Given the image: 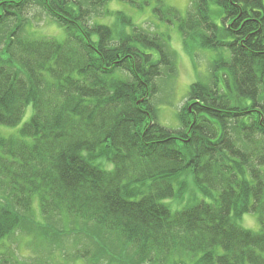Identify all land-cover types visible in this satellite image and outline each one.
Returning a JSON list of instances; mask_svg holds the SVG:
<instances>
[{
  "label": "trees",
  "instance_id": "16d2710c",
  "mask_svg": "<svg viewBox=\"0 0 264 264\" xmlns=\"http://www.w3.org/2000/svg\"><path fill=\"white\" fill-rule=\"evenodd\" d=\"M109 1L0 0V125H20L33 107L17 134L0 131V244L37 201L44 216L113 234L128 264H185L178 254L264 264V0H191L185 16L157 0L186 46L217 52L207 79L190 85L178 130L156 121L152 103L156 79L175 70L167 40ZM36 8L64 38L27 29ZM189 172L213 201L173 212L165 201ZM247 213L259 231L237 225ZM4 247L0 264H23Z\"/></svg>",
  "mask_w": 264,
  "mask_h": 264
},
{
  "label": "rangeland",
  "instance_id": "374dc122",
  "mask_svg": "<svg viewBox=\"0 0 264 264\" xmlns=\"http://www.w3.org/2000/svg\"><path fill=\"white\" fill-rule=\"evenodd\" d=\"M137 4H143L140 9L129 3L128 0H110L109 9L112 11L122 10L133 17V21L139 26H143L151 33L161 34L167 40L168 51L172 55L175 70L172 74H167L156 79L158 88L157 94L153 97L152 103L155 108V118L159 124L172 130L181 127L179 112L185 103L190 85L193 82L207 79L210 75L212 63L217 58V52L212 49H201L193 42L185 44L178 28V21L160 19L154 9L158 7L157 0H136ZM165 6L174 7L181 15L185 16L191 7V0H163ZM164 5V4H163ZM213 16L217 22L219 7L212 4ZM217 14V15H216ZM103 21H112L100 15ZM27 29L36 31L45 36L64 38L65 31L42 10L36 8L31 10L27 21ZM0 37L2 35L0 34ZM167 74V75H166ZM23 119L27 121L33 112V107L29 106ZM22 122V123H23ZM22 123L16 127L0 125L3 134H17ZM102 163L111 168L112 165L107 159H102ZM192 173L181 175L175 181L176 191L181 190L182 195L173 200H166L173 212L180 211L199 201L212 202L211 197L205 196L197 187ZM7 196L5 190L0 185V206ZM68 216V215H67ZM29 219L26 225L18 229L2 245L0 253H4L6 247L23 264H94L92 257L98 258L96 264H128L130 257L129 247L117 245L113 240V234L98 230L82 220L71 216H44L39 209L37 201L28 213ZM237 225L243 228L259 231L261 224L257 213H247L235 219ZM127 252V253H126ZM177 255V254H175ZM182 255V256H178ZM174 261L184 260L185 264H193L194 258L186 254H178ZM184 256V257H183ZM117 260V262H114ZM120 261V262H119ZM173 262V260L171 261Z\"/></svg>",
  "mask_w": 264,
  "mask_h": 264
}]
</instances>
